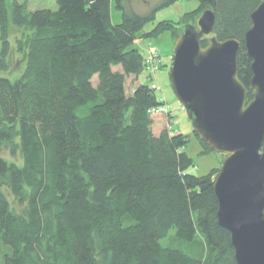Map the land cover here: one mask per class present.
I'll return each instance as SVG.
<instances>
[{
    "label": "trees",
    "instance_id": "16d2710c",
    "mask_svg": "<svg viewBox=\"0 0 264 264\" xmlns=\"http://www.w3.org/2000/svg\"><path fill=\"white\" fill-rule=\"evenodd\" d=\"M55 1L56 11H30L0 0V70H10L13 35L26 57L18 79L0 75V264H237L218 221L217 173H189V140L168 106L148 85L128 93L127 80L145 70L138 39L197 28L211 9L202 46L241 43L239 77L253 100L245 35L262 0H198L180 27L165 21L145 33L179 0L147 14L128 9L138 0H114L120 24L112 0Z\"/></svg>",
    "mask_w": 264,
    "mask_h": 264
},
{
    "label": "water",
    "instance_id": "95a60500",
    "mask_svg": "<svg viewBox=\"0 0 264 264\" xmlns=\"http://www.w3.org/2000/svg\"><path fill=\"white\" fill-rule=\"evenodd\" d=\"M216 15L206 10L176 40L169 79L194 132L225 156L214 183L218 221L231 233L237 264H264V0L251 14L245 49L248 88L239 77L241 43L211 38Z\"/></svg>",
    "mask_w": 264,
    "mask_h": 264
},
{
    "label": "rangeland",
    "instance_id": "374dc122",
    "mask_svg": "<svg viewBox=\"0 0 264 264\" xmlns=\"http://www.w3.org/2000/svg\"><path fill=\"white\" fill-rule=\"evenodd\" d=\"M163 0H138L132 3V7H128L138 14H147L156 5ZM20 3H25L30 11H37L42 9L58 10V5L55 0H19ZM10 5L13 4V0H8ZM198 0H179L167 7L159 9L155 14V20L150 22L143 32H150L157 24L165 21H170L174 27H180L183 25L184 16L187 13H191L199 8ZM11 11V10H10ZM202 16V15H201ZM111 17L114 24H120L122 22V13L115 8L114 0H112ZM200 19V18H199ZM196 25H198V21ZM20 37V32H16ZM181 34V29H172L171 31H165L159 36L152 38H140L136 41L134 47L138 48L144 55L145 64L146 61L152 59L160 65L159 69L150 71L145 65V70L135 77H130L127 80V91L131 93L134 87L138 85H148L156 91L157 96L165 102L169 111L173 115L172 127L177 134H184L188 137V144L185 151L195 161V165L190 168L189 173L195 176H205L211 172H216L217 176L220 172L224 155L215 151H206L204 145L193 130L192 122L190 121L185 109L180 105L177 100L172 85L169 79V72L172 65L173 51L176 40ZM12 44V56L11 66L8 71H1L0 75L6 76L11 80L18 79L25 70L26 57L22 51L18 50L16 36L11 37ZM0 46V53H1ZM115 70H122L121 67ZM97 77L94 78V84L97 83ZM164 126L162 122L155 125L156 129H160ZM9 160L21 162L19 155L11 156L9 151L1 153Z\"/></svg>",
    "mask_w": 264,
    "mask_h": 264
},
{
    "label": "built area",
    "instance_id": "2783aa9c",
    "mask_svg": "<svg viewBox=\"0 0 264 264\" xmlns=\"http://www.w3.org/2000/svg\"><path fill=\"white\" fill-rule=\"evenodd\" d=\"M146 66H147V69L150 70V71H155L157 69H159L160 65L158 66V63L156 61H153L152 59H149L146 61ZM163 112H168V109L167 108H162Z\"/></svg>",
    "mask_w": 264,
    "mask_h": 264
}]
</instances>
